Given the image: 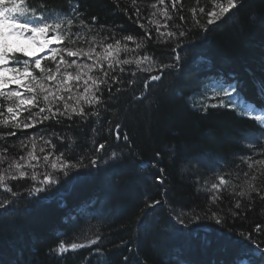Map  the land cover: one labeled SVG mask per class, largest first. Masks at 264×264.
<instances>
[{"label": "trees", "instance_id": "16d2710c", "mask_svg": "<svg viewBox=\"0 0 264 264\" xmlns=\"http://www.w3.org/2000/svg\"><path fill=\"white\" fill-rule=\"evenodd\" d=\"M78 2L85 20L91 23V17L96 16V27L105 26L100 31L101 37L115 32L116 38L133 35L136 43L145 44L142 49L122 52L121 59L134 58L147 51L157 65L173 63L177 54L181 60L178 68L165 70L161 81L152 82L145 92L146 98L140 101L133 97L144 91L143 79L149 74L138 72L136 84L120 94L119 101L113 102L115 107L103 113L99 121L90 120L87 126L78 121L65 120L62 125L48 121L35 128L17 130L16 136L0 141V147H8L9 157L18 158L26 151L19 148V140L35 136L36 153L42 156L49 148L39 136L49 137L55 131L65 138L61 142L49 137L56 144V151L65 152L72 163L80 161L88 165L95 149L91 131L95 127L103 129L96 136L97 143L107 140L109 153L116 150L122 154L120 162L113 163L105 153H95L108 160L107 164L98 161V173L89 167L80 169L81 179L72 183H65L69 178H62L51 194H43L47 198L40 203H31L24 187H15L26 182L10 181L24 199L18 200L14 211L0 215V264H125L124 257H128L127 264H211V261L233 264L238 255L244 258L242 245L235 243L242 239L238 233H251L253 241L264 246V201L258 197L250 210L246 207L247 201L241 198L245 205L244 214L236 218L228 215L223 225L216 224L206 215L210 210L224 209L223 217L232 208L235 202L232 185H244L248 179L243 176L244 171L251 174L241 161L242 156L264 159L261 155L264 148H248L245 138L246 133L257 131L256 122L230 109L209 108L205 114L200 108L202 103H216L206 98L212 95L211 91H205L211 79H239L245 97L258 105L264 104L257 97L259 90L256 86L257 81L264 82V0H243L241 7L232 10L216 24L208 25L206 32L193 27L190 9L204 6L208 11L211 8L209 0H200L199 5L196 0H181L183 11L172 13L169 30L177 31L172 26L179 25V30L188 31V36L180 38L181 46L175 52L171 49L180 41L158 42L154 25L148 22L154 11L149 5L155 0H138L137 4L144 17L142 23L152 32L151 41L142 40L144 29L134 22L135 18L129 20L121 11L127 7L131 15L134 11L131 0H118L120 7L113 0ZM48 3V11L69 8L68 0H48ZM165 6L171 11L169 0L166 5H158ZM180 14L185 16L184 21L179 20ZM152 19L161 24L165 22L159 13ZM206 19L201 17V22L206 23ZM121 42L127 43L130 49L135 48L133 42ZM52 47L59 45L53 44ZM44 63L47 61L42 60ZM125 67L126 71L135 70L134 65ZM113 74H119V69ZM124 79L125 84L118 85L121 88H125L127 80L132 77L126 75ZM72 94H77L75 88ZM63 95L67 98L69 94ZM74 102L68 101L70 104ZM26 115L24 113L21 119ZM117 123L121 125V134L129 136L128 142L122 138L115 140L110 128ZM8 131L13 129L0 128V132ZM41 147H45V153L39 152ZM157 152L160 153L158 167H164L166 173L163 186L154 183V175L159 173L152 168L151 162L156 160ZM194 159L202 162L199 163L202 172L194 174V179L189 177L191 182H187L188 177L184 180L181 172L194 173L195 167L190 161ZM89 172L95 174L87 175ZM221 173L228 174L226 178L232 185L220 193L221 200L213 203L209 199L213 193L208 189L212 183L218 182ZM76 174L74 171L70 176ZM255 183H264V177ZM5 196L7 194L0 192V199ZM155 199L161 200V205L154 210L146 209V201ZM70 210H73V217L66 213ZM145 212L148 213L146 226L141 228L139 222ZM180 214H186L183 217L187 225L184 234L177 232V229L184 228L175 220ZM194 215L200 219H194ZM257 224L262 226L259 233L255 231ZM97 235L101 237L99 252L94 251L97 247L94 245L69 253L64 258L48 255L49 249L60 240L86 242ZM186 239H190V245L185 243Z\"/></svg>", "mask_w": 264, "mask_h": 264}, {"label": "snow or ice", "instance_id": "6c2138e0", "mask_svg": "<svg viewBox=\"0 0 264 264\" xmlns=\"http://www.w3.org/2000/svg\"><path fill=\"white\" fill-rule=\"evenodd\" d=\"M117 7H120L118 0H113ZM68 10L58 9L48 11V0H0V128H11L13 131L0 132V141H6L8 137L16 136L17 130L35 128L37 125L45 124L48 121H54L56 125H62L65 120L79 122L82 126H87L89 121H99L102 114L111 111L119 101L120 94L127 91L136 84L137 74L148 73L143 79V89L139 95L133 99L140 101L145 97L152 82L161 81L165 70L176 69L179 66L181 57L177 54L174 62L170 64H156L152 55L147 51L143 55L136 57H125L121 59L120 54L132 52L145 47L143 42L136 43V37L125 35L121 38L115 37V32L111 36L105 34L100 36V31L105 28L104 25L96 27L97 17H91V23L83 18L78 0H68ZM134 11L129 15L127 7L121 9L129 20L135 18V23L139 28L144 29L143 39L151 41L152 32L142 23L144 17L141 15V8L137 6L138 0H131ZM171 11L168 7H158L166 5V0H155L149 7L151 12L148 22L154 25L156 40L160 43H168L172 39L180 41V38L188 36V31L179 30V25H173L177 31L169 30L168 21L173 20V12L181 13L183 5L181 0H169ZM211 8L206 11L204 6L193 7L190 9L193 27L202 31H208V25L216 24L221 21L232 10L242 6L243 0H209ZM200 4V0H196ZM10 5V6H8ZM180 6L179 8L177 6ZM159 13L164 17L165 22L161 24L159 20L152 19ZM201 17H206V23L201 22ZM179 20L184 21L185 16L179 15ZM122 27V26H121ZM162 28L164 29L162 31ZM75 29V30H74ZM95 33V34H91ZM91 34V35H90ZM113 42H107V41ZM133 42L134 49H130L127 43L121 41ZM21 41L35 46L37 52L45 53L44 56L37 58V52H31L27 47L21 44ZM182 41L178 42L171 50L181 46ZM53 44L59 47H52ZM77 45H87L77 46ZM99 49V50H98ZM20 54V55H17ZM43 61L47 63L42 64ZM135 66V70L126 71L125 66ZM119 69V74L116 73ZM156 73V74H152ZM131 76L128 79L126 87L121 88L118 85L125 84V76ZM15 85V88L10 87ZM82 86V91H79ZM258 88V97L264 101V82H256ZM74 88L77 92L73 95ZM205 91H211L212 95L206 97L215 100L216 103L201 104L200 108L205 114L209 108H225L237 111L241 117H246L254 122L257 131L248 132L245 138L248 140V148H264V104H256L248 100L242 91V82L239 79L224 81L223 79H211ZM63 93H68L67 98ZM105 93L107 98L105 99ZM69 100L75 102L70 104ZM63 102L62 107L60 103ZM27 113L21 119L22 115ZM121 125L115 124L110 128L115 140L121 138L129 141V136L121 134ZM92 143L95 145L93 158L89 159V164L84 165L80 161L72 163L66 158L63 151H56V144L49 137L63 142L64 136L53 131L49 137L40 135L39 139L49 150L46 154L38 155L36 153V137L30 136L27 139L19 140V148L26 150L24 155L18 158L7 155L8 147H0V192L7 194L0 199V215H5L9 211H14L15 206L24 198L21 193L14 190V186L9 182L24 181V185L15 187H24L26 195L31 203H40L47 198L43 194H51L55 186L61 184L62 178H69L65 183H72L81 179L80 169L94 168L99 172L98 161L107 164L108 160L113 163L120 162L122 154L119 151L112 150L108 152V142L97 143L98 136L103 129H91ZM31 145V149H29ZM15 147V145H10ZM40 153H45V147L39 149ZM95 153H105L108 160L103 156H96ZM264 155V152L261 153ZM241 161L251 170L244 171L243 176L247 177L244 185L232 186L234 204L228 209L222 217L224 209L211 211L207 218L212 219L218 225L226 223L228 215L232 218L244 214L245 205L242 199L247 201L246 207L250 210L254 200L258 197L264 201V183L257 185L255 181L264 177V159H253L251 155L242 156ZM42 161V163H41ZM160 153H156V160L151 162V166L158 170V175H154V183L163 186L166 182V173L164 167H158ZM75 176H70L72 172ZM259 173L257 175L256 173ZM60 174V175H58ZM95 173H87L94 175ZM227 173H221L217 177L216 183H212L210 189L213 194L209 199L215 203L221 200L220 193L226 191L232 185L230 179H227ZM30 182V183H27ZM237 187L240 188L237 191ZM255 194V195H253ZM10 196L11 198H8ZM159 199L146 201V209H155L161 205ZM240 209L241 211H236ZM148 213H144L143 219L139 222V227L146 226L145 221ZM186 214H180L175 217L177 224L184 228L177 229L179 234H184L187 225L185 223ZM199 220L198 215L193 217ZM262 226L257 224L255 231L261 232ZM190 235V233H189ZM242 239L235 242L242 245L241 255H238L233 264H264V246L253 241L251 233L240 232ZM101 237L97 235L94 239H87L86 242L66 243L60 240L53 248L49 249L48 255L56 258H64L69 253H75L79 249L92 248L97 246L94 251L99 252V242ZM190 239L185 243L190 245ZM251 245V246H249ZM127 264L128 257H124Z\"/></svg>", "mask_w": 264, "mask_h": 264}, {"label": "rangeland", "instance_id": "374dc122", "mask_svg": "<svg viewBox=\"0 0 264 264\" xmlns=\"http://www.w3.org/2000/svg\"><path fill=\"white\" fill-rule=\"evenodd\" d=\"M21 44L23 46L27 47V49L29 51H31V52H37V48L35 46L29 45V44H27V42H24V41H21ZM43 54H45V53H43V52H37V57L42 56ZM190 161L192 162L191 163L192 166L195 167L194 168V173L193 172H190V171L189 172H185V173L184 172H181V173H183L182 175H183L184 180L188 177L187 178V182H191L190 179H189V177H191L192 179H194L193 176H195V175L199 174L200 172H202L201 167L199 166V163H202V162L199 159H194L193 161L192 160H190ZM197 186H198V184H197ZM195 193H196V195H198L199 194V189H198V191H195Z\"/></svg>", "mask_w": 264, "mask_h": 264}, {"label": "bare ground", "instance_id": "6f19581e", "mask_svg": "<svg viewBox=\"0 0 264 264\" xmlns=\"http://www.w3.org/2000/svg\"><path fill=\"white\" fill-rule=\"evenodd\" d=\"M257 97H258V94H257ZM78 207V206H77ZM77 207H75V208H77ZM73 210H70V211H68V212H66L68 215H70V216H72L73 217ZM211 264H223V263H219V262H215V261H211L210 262ZM224 264H227V263H224Z\"/></svg>", "mask_w": 264, "mask_h": 264}]
</instances>
